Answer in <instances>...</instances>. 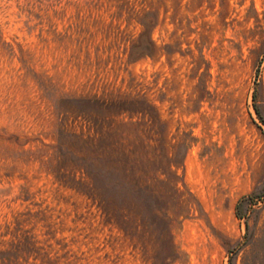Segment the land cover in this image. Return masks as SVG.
Returning a JSON list of instances; mask_svg holds the SVG:
<instances>
[{"label": "rangeland", "instance_id": "obj_1", "mask_svg": "<svg viewBox=\"0 0 264 264\" xmlns=\"http://www.w3.org/2000/svg\"><path fill=\"white\" fill-rule=\"evenodd\" d=\"M116 94L155 108L176 172L139 194L101 185L106 215L67 150L82 114H108L89 98ZM2 258L263 259L264 0H0Z\"/></svg>", "mask_w": 264, "mask_h": 264}, {"label": "trees", "instance_id": "obj_2", "mask_svg": "<svg viewBox=\"0 0 264 264\" xmlns=\"http://www.w3.org/2000/svg\"><path fill=\"white\" fill-rule=\"evenodd\" d=\"M154 51L155 44L148 36L143 54L151 55ZM89 101L109 115H95L91 119L82 114L84 131L72 134L76 144H70L67 151L77 155L75 159L68 157L71 170L80 172L79 183L84 184L90 196L100 198L99 190L104 188L139 194L151 180L172 183L170 177L176 172L171 169L173 160L165 151H159L161 138L155 130L157 113L144 96L116 94L95 96ZM121 115L127 120L119 118ZM164 163L167 166H160ZM160 175L165 179H160ZM99 202L103 213L109 215L105 202L102 204L101 198ZM5 259L2 258V264ZM8 264H15V261L8 260ZM253 264H264V258Z\"/></svg>", "mask_w": 264, "mask_h": 264}]
</instances>
